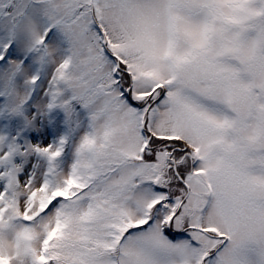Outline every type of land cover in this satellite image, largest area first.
Listing matches in <instances>:
<instances>
[{
  "label": "rangeland",
  "instance_id": "obj_1",
  "mask_svg": "<svg viewBox=\"0 0 264 264\" xmlns=\"http://www.w3.org/2000/svg\"><path fill=\"white\" fill-rule=\"evenodd\" d=\"M53 236L264 264V0H0V264Z\"/></svg>",
  "mask_w": 264,
  "mask_h": 264
},
{
  "label": "trees",
  "instance_id": "obj_2",
  "mask_svg": "<svg viewBox=\"0 0 264 264\" xmlns=\"http://www.w3.org/2000/svg\"><path fill=\"white\" fill-rule=\"evenodd\" d=\"M55 240V236L49 237L48 239V245H47V251L45 253V257L39 264H57V261H61V259H58V256L56 254V251H53L51 247L48 249L49 243ZM51 245V244H50ZM54 253V255H53Z\"/></svg>",
  "mask_w": 264,
  "mask_h": 264
}]
</instances>
